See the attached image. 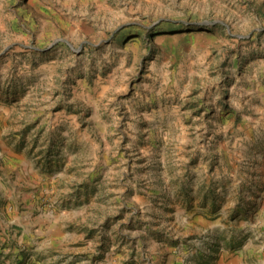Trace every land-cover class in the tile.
Instances as JSON below:
<instances>
[{
	"label": "rangeland",
	"instance_id": "obj_1",
	"mask_svg": "<svg viewBox=\"0 0 264 264\" xmlns=\"http://www.w3.org/2000/svg\"><path fill=\"white\" fill-rule=\"evenodd\" d=\"M0 264H264V0H0Z\"/></svg>",
	"mask_w": 264,
	"mask_h": 264
},
{
	"label": "crops",
	"instance_id": "obj_2",
	"mask_svg": "<svg viewBox=\"0 0 264 264\" xmlns=\"http://www.w3.org/2000/svg\"><path fill=\"white\" fill-rule=\"evenodd\" d=\"M36 223H37V222H36ZM36 223H35V224H36ZM48 230H49V229L46 228V229L44 230V232H41L42 234L39 233V230H37L38 233H36V234L39 235L40 237H41V235L44 234L45 237H46V235H47L48 232H49ZM41 238H42V237H41ZM57 239H58V238H57ZM57 239H56V241H57V243H59V240H57ZM42 243H43V244H46L47 247H51V244H50V243H51V240H50V239L45 238V240L42 241ZM57 246L60 248V247L62 246V244H61V245H57Z\"/></svg>",
	"mask_w": 264,
	"mask_h": 264
}]
</instances>
